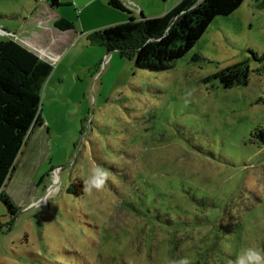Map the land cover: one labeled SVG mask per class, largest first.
I'll list each match as a JSON object with an SVG mask.
<instances>
[{
    "label": "rangeland",
    "instance_id": "obj_1",
    "mask_svg": "<svg viewBox=\"0 0 264 264\" xmlns=\"http://www.w3.org/2000/svg\"><path fill=\"white\" fill-rule=\"evenodd\" d=\"M176 1L123 3L138 20L141 7L155 18ZM58 2L0 0V39L59 55L44 58L43 125L1 192L14 213L0 201V264H231L243 248L264 249V1L214 18L159 73L88 40L127 13L106 0ZM60 18L75 30H53ZM238 65L246 84L224 89L214 76ZM94 165L109 178L89 195Z\"/></svg>",
    "mask_w": 264,
    "mask_h": 264
},
{
    "label": "trees",
    "instance_id": "obj_2",
    "mask_svg": "<svg viewBox=\"0 0 264 264\" xmlns=\"http://www.w3.org/2000/svg\"><path fill=\"white\" fill-rule=\"evenodd\" d=\"M244 1L255 0H181L166 14L144 18L140 13L134 20L131 12L119 0H106L107 5L128 14V21L88 35L91 44L105 48L107 53L119 51L134 59L138 69L159 73L171 68L199 40L216 17H225L237 10ZM264 1V0H263ZM49 8L59 6L58 0H46ZM54 27L61 31L73 30V23L58 19ZM8 44L0 43V55ZM52 72L46 61L34 65L29 72H20L18 82L0 76V201L9 212L14 207L3 191L22 148L31 132L41 127V90ZM246 72L240 65L222 70L214 78L224 89L246 84ZM264 146V132L255 136Z\"/></svg>",
    "mask_w": 264,
    "mask_h": 264
},
{
    "label": "crops",
    "instance_id": "obj_3",
    "mask_svg": "<svg viewBox=\"0 0 264 264\" xmlns=\"http://www.w3.org/2000/svg\"><path fill=\"white\" fill-rule=\"evenodd\" d=\"M130 1H132V3L134 4H137L136 0H130ZM180 1L181 0H177L176 2H174L172 4L173 5L172 8L176 6ZM121 3L124 5L123 0L121 1ZM124 6L126 7V5ZM172 8H170V10ZM126 9L129 10L127 7ZM168 11L169 10L164 9L160 13L166 14ZM141 12H144V9L142 7H141L140 13ZM62 19H65V18H62ZM116 22H123V20H117ZM111 23H114V22H111ZM101 27H104V26H98L96 28H89L85 32L86 34H88V32L94 31L95 29H100ZM53 30H57L58 32H70V31H74L75 29L68 30V31H61L53 27ZM83 34L84 33H81L80 35H83ZM7 36H8L7 39H4V40L0 39V43L2 42V43L8 44L6 50L0 55V76L9 80L12 83L18 82V76L20 72H29L34 67V65H36L37 63L48 60V59L46 60L44 59L45 55L41 54V51L46 52L48 54L50 53L51 57H53V59L55 60L59 57V55L54 54V52L50 49L49 43L45 42L46 44L43 43L42 46H37L39 45L38 44L39 42L37 41H35L36 43L31 42L30 40L16 41L15 39L9 37V36H12V35H9V32L7 33ZM36 37L38 38V35H36Z\"/></svg>",
    "mask_w": 264,
    "mask_h": 264
},
{
    "label": "clouds",
    "instance_id": "obj_4",
    "mask_svg": "<svg viewBox=\"0 0 264 264\" xmlns=\"http://www.w3.org/2000/svg\"><path fill=\"white\" fill-rule=\"evenodd\" d=\"M195 90H190L186 93L187 97H191ZM187 99L185 103H187ZM109 173L100 166H93L90 169L89 175L83 181L82 191L85 194L99 193L104 190L108 181ZM171 264H190L187 257L171 261ZM231 264H264V249L259 247H247L241 249L234 261Z\"/></svg>",
    "mask_w": 264,
    "mask_h": 264
},
{
    "label": "built area",
    "instance_id": "obj_5",
    "mask_svg": "<svg viewBox=\"0 0 264 264\" xmlns=\"http://www.w3.org/2000/svg\"><path fill=\"white\" fill-rule=\"evenodd\" d=\"M48 55H50V54L46 53V55L44 57H46L47 59H50V60H55V59H53V57H49Z\"/></svg>",
    "mask_w": 264,
    "mask_h": 264
}]
</instances>
